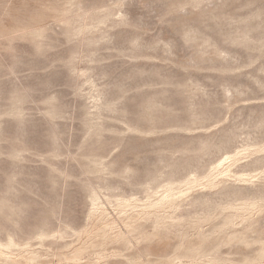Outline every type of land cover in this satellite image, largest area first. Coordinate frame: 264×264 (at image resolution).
<instances>
[{"label":"rangeland","instance_id":"374dc122","mask_svg":"<svg viewBox=\"0 0 264 264\" xmlns=\"http://www.w3.org/2000/svg\"><path fill=\"white\" fill-rule=\"evenodd\" d=\"M0 264H264V0H0Z\"/></svg>","mask_w":264,"mask_h":264}]
</instances>
